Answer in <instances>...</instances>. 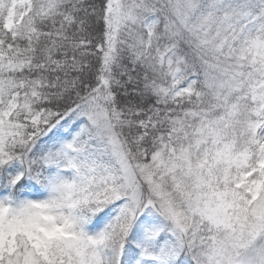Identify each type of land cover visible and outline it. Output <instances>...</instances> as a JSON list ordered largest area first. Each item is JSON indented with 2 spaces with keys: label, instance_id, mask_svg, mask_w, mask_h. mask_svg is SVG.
I'll use <instances>...</instances> for the list:
<instances>
[{
  "label": "snow or ice",
  "instance_id": "6c2138e0",
  "mask_svg": "<svg viewBox=\"0 0 264 264\" xmlns=\"http://www.w3.org/2000/svg\"><path fill=\"white\" fill-rule=\"evenodd\" d=\"M0 264H264V0H0Z\"/></svg>",
  "mask_w": 264,
  "mask_h": 264
}]
</instances>
